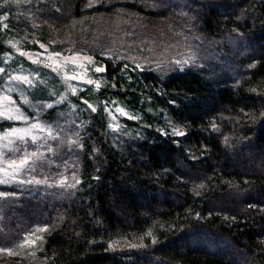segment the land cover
Here are the masks:
<instances>
[{"label": "trees", "instance_id": "obj_1", "mask_svg": "<svg viewBox=\"0 0 264 264\" xmlns=\"http://www.w3.org/2000/svg\"><path fill=\"white\" fill-rule=\"evenodd\" d=\"M141 1L219 39L237 81L106 59L94 96L116 98L143 123L112 134L106 115L87 109L82 147L57 159L85 181L0 186L11 194L0 199V245L46 226L47 264H264V0ZM127 239L140 243H116Z\"/></svg>", "mask_w": 264, "mask_h": 264}, {"label": "rangeland", "instance_id": "obj_2", "mask_svg": "<svg viewBox=\"0 0 264 264\" xmlns=\"http://www.w3.org/2000/svg\"><path fill=\"white\" fill-rule=\"evenodd\" d=\"M171 1L177 5L183 2ZM162 10L141 0H0V111L7 97V107L26 118L0 117V137L13 128L26 129L32 124L43 128L33 130L36 142L30 137L25 138L26 142L12 138L10 148L3 149L6 141L0 140L6 160L25 153L42 154L15 180L0 186L42 192L70 190L83 183L85 179L75 165L57 159L62 148L82 147L81 130L89 122V108L100 109V114L106 115L112 134L133 133L138 126L127 120H138L136 111L112 96H94L105 86L102 74L106 59L124 61L127 67L151 69L162 77L200 69L213 77L228 75L237 81L238 66L228 61L219 39L194 32L189 26L181 27ZM228 43L236 50L237 38H229ZM16 76L27 77L30 83L13 79ZM170 128L179 132L173 123ZM10 197V192L0 190V199ZM46 232V226H37L17 246L0 245V264H47L42 249ZM29 237L36 243L25 245ZM116 243L137 245L140 241Z\"/></svg>", "mask_w": 264, "mask_h": 264}, {"label": "snow or ice", "instance_id": "obj_3", "mask_svg": "<svg viewBox=\"0 0 264 264\" xmlns=\"http://www.w3.org/2000/svg\"><path fill=\"white\" fill-rule=\"evenodd\" d=\"M89 62L91 61L89 60ZM102 70L103 69H100V68L96 69V71H102ZM0 71H3V69H0ZM73 78L82 79V77H73ZM13 79L22 81L24 83H30L27 77L16 76V77H13ZM87 82L93 83V81L91 80ZM97 87H99L98 84H97ZM4 100L6 102V105L4 109L0 111V117L12 119V120L26 119L23 115L18 113V110L7 107V102H8L7 97H5ZM118 111L122 112V110L120 109H118ZM34 129H40L41 131H43V128L41 127V125L37 123V124H32L29 128H26V129L13 128L11 131L4 133L3 136L0 137V140L6 141V143H3L2 145L3 149L10 148V146L14 142L12 138H15V140H19L21 142H26L25 138L30 137L33 142H36L38 137L32 134ZM41 155L42 154L36 153V152L25 153L22 157L18 159L6 160L4 159V152L0 151V183H7L10 180H15L19 173H21L25 168L31 167L34 161L39 159ZM30 182L40 183V181H30ZM39 231H45V229H40ZM37 239H42V237H37ZM35 243H36V240L31 239V237L25 240V245L35 244ZM23 246L24 245H21V247Z\"/></svg>", "mask_w": 264, "mask_h": 264}]
</instances>
